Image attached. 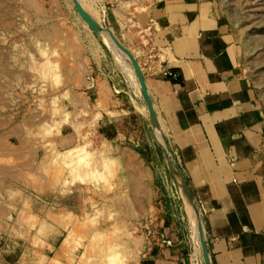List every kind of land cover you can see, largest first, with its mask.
Returning a JSON list of instances; mask_svg holds the SVG:
<instances>
[{
  "label": "rangeland",
  "instance_id": "1",
  "mask_svg": "<svg viewBox=\"0 0 264 264\" xmlns=\"http://www.w3.org/2000/svg\"><path fill=\"white\" fill-rule=\"evenodd\" d=\"M78 1L111 44L73 0H0V264H139L165 249L207 264L205 217L194 200L198 219L189 202L186 213L149 93L148 33L131 44L109 23L134 30L146 4ZM214 2L264 113V0Z\"/></svg>",
  "mask_w": 264,
  "mask_h": 264
},
{
  "label": "crops",
  "instance_id": "2",
  "mask_svg": "<svg viewBox=\"0 0 264 264\" xmlns=\"http://www.w3.org/2000/svg\"><path fill=\"white\" fill-rule=\"evenodd\" d=\"M140 3L146 7L134 16V30L127 17L112 14L109 23L131 44L148 33L155 53L144 69L149 93L205 217L211 262L264 264V113L241 72L242 49L214 0ZM157 253L139 264H180L170 249Z\"/></svg>",
  "mask_w": 264,
  "mask_h": 264
},
{
  "label": "water",
  "instance_id": "3",
  "mask_svg": "<svg viewBox=\"0 0 264 264\" xmlns=\"http://www.w3.org/2000/svg\"><path fill=\"white\" fill-rule=\"evenodd\" d=\"M73 3L75 5V7L77 8L78 10V13L79 15L81 16V18L83 19V21L87 24V26L91 29V31L97 35L99 37V35L102 33L103 31V28L101 26H99V24L92 18L90 17L89 15L85 14L83 12V6L79 3L78 0H73ZM108 35L111 37V39L113 40V42L126 54V56L131 60L132 64L134 65V68L136 70V72L138 73L139 77H140V81H141V85L143 86V90H144V93L145 95L148 97L147 95V89H146V82H145V79L143 77V74H142V70H141V67L138 63V61L135 59L134 55L132 53H130L127 49H125L123 47V45L121 43H119L115 37L113 36V34L111 32H108ZM169 154V150L167 151ZM167 155V153H166ZM167 158L169 159L168 155H167ZM170 167L177 179V181L179 182L180 186H181V192H185L189 201L191 202L192 206L194 207L193 205V199H192V196H191V193L189 191V188L187 186V183L185 181V178L182 174V171L181 169L179 168V166L174 162L170 163ZM182 192V195L184 194ZM199 233L202 237V248H203V251H204V254H205V257H206V260H207V264H212L211 263V258L209 256V250H208V245H207V242L205 240V235H204V230H203V227L201 225V222L199 224Z\"/></svg>",
  "mask_w": 264,
  "mask_h": 264
},
{
  "label": "bare ground",
  "instance_id": "4",
  "mask_svg": "<svg viewBox=\"0 0 264 264\" xmlns=\"http://www.w3.org/2000/svg\"><path fill=\"white\" fill-rule=\"evenodd\" d=\"M83 12H84V10H83ZM84 13H85V12H84ZM85 14H86V13H85ZM80 17H81V16H80ZM100 36H101V38L103 39V42H104V43L106 42V43H108V44H111V43H110L111 40H109L110 38H109V39L107 38V35L104 33V31H102V33L100 34ZM100 36H99V37H100ZM105 45H106V44H105ZM113 45H114V44H113ZM113 45H112V46H113ZM112 46H111V47H112ZM113 47H114V46H113ZM113 47H112V48H113ZM115 47H116V46H115ZM152 109H154V108H152ZM156 131H157V128H156ZM158 133H159V132H158ZM163 150H164V149H163ZM80 155H81V154H79L78 156H76V159H79V158H80ZM170 159H171V158H170ZM171 161H172V160H171ZM87 167H88V166H87Z\"/></svg>",
  "mask_w": 264,
  "mask_h": 264
},
{
  "label": "built area",
  "instance_id": "5",
  "mask_svg": "<svg viewBox=\"0 0 264 264\" xmlns=\"http://www.w3.org/2000/svg\"><path fill=\"white\" fill-rule=\"evenodd\" d=\"M167 75L172 76V74H170V73L169 74L167 73Z\"/></svg>",
  "mask_w": 264,
  "mask_h": 264
}]
</instances>
